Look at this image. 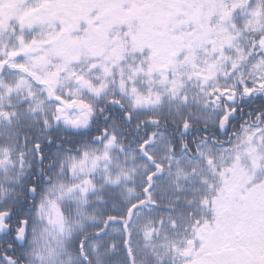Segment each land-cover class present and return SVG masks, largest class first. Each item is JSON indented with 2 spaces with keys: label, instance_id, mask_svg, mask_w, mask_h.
<instances>
[{
  "label": "snow or ice",
  "instance_id": "obj_1",
  "mask_svg": "<svg viewBox=\"0 0 264 264\" xmlns=\"http://www.w3.org/2000/svg\"><path fill=\"white\" fill-rule=\"evenodd\" d=\"M0 264H264V0H0Z\"/></svg>",
  "mask_w": 264,
  "mask_h": 264
}]
</instances>
